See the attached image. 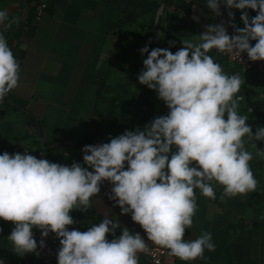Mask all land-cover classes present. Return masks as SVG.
Returning <instances> with one entry per match:
<instances>
[{
    "label": "clouds",
    "instance_id": "9594fccd",
    "mask_svg": "<svg viewBox=\"0 0 264 264\" xmlns=\"http://www.w3.org/2000/svg\"><path fill=\"white\" fill-rule=\"evenodd\" d=\"M204 4L215 16L222 15L221 5L225 7L232 34L221 20L204 25L195 42L182 40L175 52L167 47L150 49L151 37L138 50L147 55L137 79L156 92L166 114L143 128L110 134L107 142L85 144L82 162H53L27 149L0 152V219L13 225L7 238L16 254L37 250L33 234L37 228L42 237L52 232L59 239L57 264H139L138 253L147 252L148 243L140 232L122 228L118 218L104 214L84 231L67 227L76 223L70 211L86 209L104 181L110 182L109 199L120 213L130 214L147 241L166 248L169 255L193 262L203 258L205 250L215 251L211 232L202 231L194 239L184 236L198 208L196 190L209 199H216L217 185L222 187L221 199L254 192L258 184L250 164L254 154L245 143L246 138L264 141V125L253 132L246 123L249 117L239 111L237 93L244 77L227 73L209 53L216 49L264 60V0ZM232 9L241 10L243 27L236 25ZM248 9L256 14L250 16ZM7 20V10L0 9V102L18 86L21 72L3 34ZM253 147L255 156L264 159V149ZM39 247H45L44 239Z\"/></svg>",
    "mask_w": 264,
    "mask_h": 264
},
{
    "label": "crops",
    "instance_id": "0c3cea01",
    "mask_svg": "<svg viewBox=\"0 0 264 264\" xmlns=\"http://www.w3.org/2000/svg\"><path fill=\"white\" fill-rule=\"evenodd\" d=\"M194 2L198 20L163 6L178 4L187 9L183 0H50L35 19L34 0H0V9L8 12L3 34L21 66L18 86L0 102V152L27 149L53 162H82L85 144L107 142L110 134L143 128L166 114L168 109L156 92L137 79L147 55L142 56L139 48L151 37L150 49L167 47L175 52L183 46L182 40H194L203 24L221 20L229 34L233 32L223 5L222 15L215 16L204 0ZM232 11L236 25L243 27L241 10ZM247 11L250 16L256 14ZM209 54L227 73L244 77L237 93L239 111L249 117L246 123L254 132L256 126L264 125V75L218 51ZM253 144L264 149V141L246 138L245 143L254 154L250 164L258 181L256 190L223 199L219 185L216 199L196 190L198 208L184 236L194 239L202 231L211 232L216 248L205 250L204 257L193 262L177 257L175 264H264V159L255 156ZM110 190V182L104 181L86 209L70 211L76 223L67 227L84 231L108 214L118 218L122 228L140 232L148 245H154L130 214L120 213L109 199ZM12 227L0 219V258L4 264L33 262V252L21 256L12 250L7 238ZM120 231L117 228L116 235ZM139 264L152 263L139 258Z\"/></svg>",
    "mask_w": 264,
    "mask_h": 264
},
{
    "label": "built area",
    "instance_id": "2783aa9c",
    "mask_svg": "<svg viewBox=\"0 0 264 264\" xmlns=\"http://www.w3.org/2000/svg\"><path fill=\"white\" fill-rule=\"evenodd\" d=\"M50 0H34L35 13L34 18L39 19L41 16L45 6ZM187 3L188 8L184 9L181 5H166L163 4L166 8L171 11L178 13L180 15L187 14L188 17L192 18L197 16L196 13V4L194 0H183ZM196 20V19H195ZM204 25H202V31H204ZM217 51L216 49H212ZM221 53V52H220ZM229 57V59L236 63L237 65L257 72L258 74L264 75V60L251 61L248 59L246 53H241V57L237 56L235 53H222ZM9 222V221H8ZM11 223V222H10ZM12 224V223H11ZM34 238L38 242V247L35 252H33L37 259L29 264H57L56 262V254L59 247L57 243V239L52 232H49L47 237H42L40 234V230L33 231ZM44 239L45 247H39V241ZM139 258H145L148 262L154 264L156 260H159L160 264H175L177 257L169 255V252L166 248L156 246V245H148L147 252L138 253Z\"/></svg>",
    "mask_w": 264,
    "mask_h": 264
},
{
    "label": "trees",
    "instance_id": "16d2710c",
    "mask_svg": "<svg viewBox=\"0 0 264 264\" xmlns=\"http://www.w3.org/2000/svg\"><path fill=\"white\" fill-rule=\"evenodd\" d=\"M20 44H22V42H19V46H20ZM14 53V52H13ZM15 55V54H14ZM92 143H94V140H92ZM35 255V254H34ZM37 259V257H36V255H35V260ZM34 260V261H35Z\"/></svg>",
    "mask_w": 264,
    "mask_h": 264
},
{
    "label": "water",
    "instance_id": "95a60500",
    "mask_svg": "<svg viewBox=\"0 0 264 264\" xmlns=\"http://www.w3.org/2000/svg\"><path fill=\"white\" fill-rule=\"evenodd\" d=\"M0 112H2V111L0 110Z\"/></svg>",
    "mask_w": 264,
    "mask_h": 264
}]
</instances>
